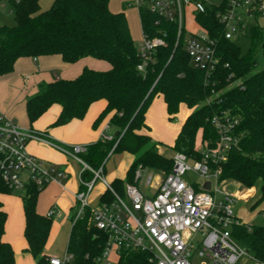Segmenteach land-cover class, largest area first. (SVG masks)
Instances as JSON below:
<instances>
[{
  "label": "trees",
  "instance_id": "16d2710c",
  "mask_svg": "<svg viewBox=\"0 0 264 264\" xmlns=\"http://www.w3.org/2000/svg\"><path fill=\"white\" fill-rule=\"evenodd\" d=\"M10 1L16 24L0 26V76L13 71L17 59L25 56L59 54L67 63L90 56L111 64L106 71L85 67L74 79L57 78L41 83L38 91L27 99V114L33 123L58 103L62 107L54 122L58 126L83 118L93 102L105 99L106 107L94 125L111 114L110 124L119 134L112 141L88 145L81 158L93 169H104L112 149V153L127 151L135 155L127 170L128 181L115 178L111 183L118 193H124L126 183L133 184L140 166L155 168L164 174L172 169V157L158 152L160 143L151 138L145 122L153 98L162 94L171 119L181 104L192 109L174 149L193 159L202 157V145H215L217 136L212 123L215 114L227 111L238 117L239 144L230 150L228 160L222 164L221 180H234L246 188L260 186L259 197L252 207L264 201V191H261L264 186V68L257 70L264 25L250 28L248 35L253 45L243 52L233 39L224 37L225 28L216 19V8L198 14L196 20L215 40L220 57L216 70L207 80L203 71L192 66L184 47V35L178 40V26L146 8L139 9L143 34L163 37L165 43L155 48L145 71H141L138 65L142 55L133 39L125 8L113 11L111 0H53L47 10H41V0ZM81 176L89 181L93 172L86 169ZM43 188L28 184L22 196L25 251L33 255L36 264H50L44 251L53 217L37 211ZM13 193L0 180V194ZM111 198L112 194L105 191L100 201ZM90 216L87 209L73 221L67 243V251L73 254L71 264L92 263L106 244V234L94 227ZM7 219L8 213L0 200V264H16L13 246L4 239ZM231 232L256 260L264 263V224L236 223ZM149 256L145 251L126 250L121 253L118 264H148Z\"/></svg>",
  "mask_w": 264,
  "mask_h": 264
},
{
  "label": "built area",
  "instance_id": "2783aa9c",
  "mask_svg": "<svg viewBox=\"0 0 264 264\" xmlns=\"http://www.w3.org/2000/svg\"><path fill=\"white\" fill-rule=\"evenodd\" d=\"M128 4L146 8L175 23L178 40L184 35V47L192 66L203 71L207 80L220 62L216 42L202 27L201 31L185 36L186 8L189 7L195 17L216 8V19L224 26L226 39H233L234 32L247 35L250 28L261 25L258 20L264 18V0H224L219 6H208L206 0H131ZM247 19H251L252 24ZM143 36L139 47L143 59L138 65L141 71H145L155 48L165 43L160 36ZM260 53L264 56V40L260 42ZM212 123L217 136L215 145H202L200 159L175 151L171 171L162 177L151 196L144 195L136 185L127 184L125 198L108 182L102 167L93 169L81 158L88 150L87 145L52 141L43 133L23 128L15 120L0 114V180L14 192L25 189L28 184L39 189L53 182L64 186L62 181L68 177V172L56 165H45L43 160L30 153L27 149L30 140L46 141L60 149L82 165L81 173L91 170V180L80 177L81 188L75 193L80 207L73 220L89 209L90 222L106 234L104 249L90 264H118L121 253L126 250L148 252V264H193L191 258L195 253L201 258L200 264H237L244 257L252 259L254 264H264L233 237L232 225L241 223L233 210L239 197L220 187L222 164L228 160L230 150L239 144L237 127L240 121L237 116L224 111L215 114ZM115 136L110 123H106L101 140L112 141ZM190 171L202 181L185 179ZM25 172L28 173L26 179ZM140 176V170H136L135 177ZM98 181L112 198L92 205L89 197ZM207 182L209 188H206ZM148 183L154 186L151 176ZM218 194L222 197L218 198ZM58 212L57 207L52 206L47 214L54 217ZM72 260L73 254L69 251L61 258L49 257L50 264H71Z\"/></svg>",
  "mask_w": 264,
  "mask_h": 264
},
{
  "label": "crops",
  "instance_id": "0c3cea01",
  "mask_svg": "<svg viewBox=\"0 0 264 264\" xmlns=\"http://www.w3.org/2000/svg\"><path fill=\"white\" fill-rule=\"evenodd\" d=\"M85 67L106 71L111 68V64L106 60L90 56L84 57L74 63L65 62L59 54L18 58L15 62L13 71L0 76V114L15 120L23 128L41 132L47 139L61 144H84L88 146L101 141L102 129L106 123H110L111 114H108L97 126L94 125V122L106 107L107 102L105 99L93 102L83 118H74L58 126L54 125L62 109L61 105L58 103L51 105L49 109L33 123L30 122L27 114V99L38 91L41 83L52 82L57 78L74 79L81 74ZM191 111L192 109L188 108L186 104H181L179 112L171 119L163 95L158 94L153 98L145 115V122L149 127V131L147 132L154 141L172 147L175 144V140L183 123ZM111 131L114 134L117 132L113 126H111ZM27 149L30 153L43 160L45 165H56L68 172V177L64 179L66 185L62 186L55 182L50 183L40 191L37 202V211L40 214L47 215L52 206L57 207L59 211L53 217L52 228L44 251V254L48 257L55 256L53 254L50 255L52 241L64 226L68 225L71 230L73 219L80 207L75 193L81 188L80 177L82 165L70 159L60 149L50 145L46 141L30 140L27 144ZM63 166L67 167L64 168ZM164 175L157 177L153 186V192L149 196L155 192L158 183ZM135 181L136 177L134 179V182ZM127 184L130 183H126V185ZM236 184L237 188L238 186L244 187L238 182H236ZM100 185L103 189L100 192L101 197L106 191V188L102 183H100ZM258 189L259 188L256 187H244V191L242 192L244 195L243 197L247 199L249 196L248 192H251L250 195L257 199L260 194ZM92 193L90 197H92ZM231 193L238 195L237 189L231 191ZM100 197L98 202L100 201ZM238 197L240 196L238 195ZM15 198L14 193L0 194V200L8 213L4 239L13 246L15 260L16 257L28 253L30 255H27L26 261L24 260L22 264H36L33 255L25 251L27 241L24 235L25 214L22 197L20 200ZM256 199L249 205L251 210L255 209L252 205ZM90 200L92 203V198H90ZM13 202L16 204L14 212ZM235 215L242 223H250L252 217L244 207L236 212Z\"/></svg>",
  "mask_w": 264,
  "mask_h": 264
},
{
  "label": "rangeland",
  "instance_id": "374dc122",
  "mask_svg": "<svg viewBox=\"0 0 264 264\" xmlns=\"http://www.w3.org/2000/svg\"><path fill=\"white\" fill-rule=\"evenodd\" d=\"M130 0H111L110 2V8L113 11H120L125 6V13L128 17L131 33L133 36V39L135 41L136 46L139 48L144 36H143V30L141 26L140 21V15H139V8L137 6L129 5L127 2ZM224 0H206L207 5L211 6L216 5L219 6L222 4ZM53 0H41L40 6L41 10H47L52 5ZM185 28H186V37L190 34V32L196 33L198 31H201L200 25L196 22V17L190 13L189 7L186 8L185 11ZM248 23L252 24L251 19H247ZM258 22L261 25H264V18H261L258 20ZM16 24L15 15L12 12V3L10 0H0V26L1 25H8L13 26ZM233 41H235L242 49L243 52H247L252 48V38L249 37V35H240L237 32L233 33ZM264 68V56L262 53L259 54L258 57V66L257 70ZM199 138V137H198ZM200 141V139H199ZM158 152L160 154L165 155L166 157H171L173 153L175 152L174 146L170 147L166 144L160 143L157 145ZM135 155L127 152V151H116L110 155H108L106 159V164L104 168V176L108 180L109 183H112L114 178H120L124 182L128 181V173L127 170L132 163V161L135 159ZM66 168L67 166H63ZM97 170V168H95ZM137 170H140L141 176L134 182V184L140 189V191L146 195L149 196L153 192V185L148 183V178L152 177L153 184L156 182L158 176L164 175V172L155 169V168H148V167H142L138 168ZM28 177V173H24V178L26 179ZM185 179H190L191 181H202V178L199 177L195 172L190 171L185 176ZM100 181H98L97 186L94 188L92 193V204L98 203V199L100 197V192L103 190ZM62 184L66 185V181H62ZM221 189H226L227 191H233L237 189V194L240 196L239 199L233 204V210L234 213L238 212L241 208H245L251 215V221L252 224L262 225L264 224V201L255 209L251 210L249 208L250 203H252L256 198L254 196L250 195L247 199L243 197V191L244 187L238 186L234 180H225L220 184ZM256 188H259L258 191H260V186H255ZM25 194V189H20L14 192L15 199H19ZM126 198V193L124 190V193L122 194ZM222 195L218 194V198H221ZM91 201V200H90ZM16 204L13 202V212L15 209ZM76 208V206H75ZM76 211V209H75ZM69 231L70 228L68 225L64 226L59 234L54 238V240L51 243L50 247V255L53 254L57 257H63L67 251V242L69 237ZM27 255L30 254H22L21 256L16 257V264H22L23 261H26ZM201 258L198 257V255L195 253L191 261L193 264H200ZM237 264H254L253 260L244 257L242 258Z\"/></svg>",
  "mask_w": 264,
  "mask_h": 264
},
{
  "label": "water",
  "instance_id": "95a60500",
  "mask_svg": "<svg viewBox=\"0 0 264 264\" xmlns=\"http://www.w3.org/2000/svg\"><path fill=\"white\" fill-rule=\"evenodd\" d=\"M118 134H119V131L116 132V135H118ZM209 187H210V183L207 182V183H206V188H209ZM261 191H262V192L264 191V186L261 187Z\"/></svg>",
  "mask_w": 264,
  "mask_h": 264
}]
</instances>
